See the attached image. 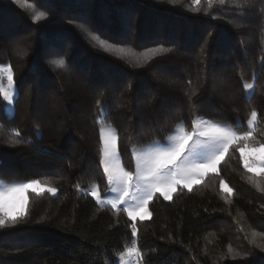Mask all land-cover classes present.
Instances as JSON below:
<instances>
[{
	"label": "trees",
	"instance_id": "16d2710c",
	"mask_svg": "<svg viewBox=\"0 0 264 264\" xmlns=\"http://www.w3.org/2000/svg\"><path fill=\"white\" fill-rule=\"evenodd\" d=\"M0 66L16 87L10 115L0 92V179L58 191L30 192L27 218L0 229V264H106L133 243L142 264H264V176L244 168L239 141L191 191L156 194L136 237L123 208L88 191L109 188L101 123L130 171L133 146L195 116L243 134L255 110L245 143L264 144V0H0Z\"/></svg>",
	"mask_w": 264,
	"mask_h": 264
},
{
	"label": "snow or ice",
	"instance_id": "6c2138e0",
	"mask_svg": "<svg viewBox=\"0 0 264 264\" xmlns=\"http://www.w3.org/2000/svg\"><path fill=\"white\" fill-rule=\"evenodd\" d=\"M21 2L22 0H17V3ZM42 15L43 13L37 15L35 19L39 20ZM100 44L107 51H124L123 48H119L115 44H109L104 40H101ZM163 51L165 49L151 48L146 56H155ZM59 64L63 65L64 61L60 60ZM0 71H5V69L0 68ZM6 71L8 73V84L13 85L14 79L11 68L6 69ZM243 86L246 89L253 88L251 83H245ZM0 92H2L3 100L11 104L13 96L10 92L3 89H0ZM97 105L99 106V101H97ZM99 110L102 114L106 113L107 107H100ZM257 115V112L253 110L247 120V124L253 125L257 120ZM191 125L192 131L181 130L177 135L169 137L173 141L170 146H157L150 151L141 152L136 157L135 171L127 170L121 163L117 130L110 126L99 129L102 145L100 149V164L110 191L117 193L116 198L109 201V203L114 209L119 206H126L124 210L131 221L129 227L133 237H136L139 232L137 221H144L151 217L148 206L156 194L162 196L164 200H172L173 193H176L178 189L185 188L191 191L193 185L199 184L208 172L215 173L217 171V166L224 158L225 153L237 141L244 144L243 147L239 148L244 168L252 173H264V144L250 147L248 143H245L250 140L251 132L239 134L231 128L203 119H193ZM201 138H204V140L201 141ZM201 145L205 147L219 145V150L213 152L211 156L201 162H192V154ZM131 151L136 153L137 148L133 146ZM39 185V180L32 179L27 183L13 185L7 191H0V229L15 226L21 220L27 218L28 211L26 206L29 190L37 194L45 190L53 195L57 192L55 187L42 189ZM220 186L225 192H232V189L223 180H221ZM17 193L24 195L18 205L10 207L8 198ZM91 195L97 202H101L98 186L93 187ZM258 246L264 248V244ZM139 255V249L136 246L119 253L121 260L125 256L131 258Z\"/></svg>",
	"mask_w": 264,
	"mask_h": 264
},
{
	"label": "rangeland",
	"instance_id": "374dc122",
	"mask_svg": "<svg viewBox=\"0 0 264 264\" xmlns=\"http://www.w3.org/2000/svg\"><path fill=\"white\" fill-rule=\"evenodd\" d=\"M19 39V38H18ZM21 42V41H20ZM16 64V63H15ZM17 65V64H16ZM0 68L2 69H5V71H0V88L3 89V90H7L10 92V94L13 96V101H14V98L16 96V87H15V82L13 83V85H9L8 82H7V71L6 69L10 68L9 66L8 67H3V66H0ZM247 83H251L253 84V88L252 89H246V96L249 98L251 96V94L253 93V89H254V85H255V80H252L250 82H247ZM13 101L11 104H9L8 102L5 101V111H6V114H12L13 113ZM250 118V117H249ZM193 119H197V120H200V119H203V120H209L211 121L212 123L214 124H219L223 127H226V128H231L232 130L236 131V128L235 126L229 124V123H226V122H223V121H216V120H212V119H209L207 117H204V116H195ZM258 120V119H257ZM257 120L256 122L253 124V125H248L247 123V129L248 131L247 132H253L255 130V127L257 125ZM237 124L240 123V119H237ZM113 127L115 128L114 126H112L111 124L109 123H101L100 125V128L101 127ZM181 130H184V131H192L191 130H188L186 128V125H185V122L184 121H180L176 127L172 130V132H170L167 136V138L165 140H154L150 143H147L145 145H136L135 147L137 148V152L136 153H133V156H134V159H135V165H136V157L138 155L141 154V152H147V151H150L152 150L153 148L157 147V146H160V147H167V146H170L173 141L169 139V137H173L175 135H177ZM204 138H201V141H203ZM236 143V142H235ZM234 143V144H235ZM233 144V145H234ZM254 145H250V147H253ZM259 146V145H258ZM231 147V146H230ZM230 149V148H229ZM219 150V145H209L207 147L205 146H198L195 150V152L192 154V162H201L205 159H207L209 156H211L213 154V152L215 151H218ZM119 151V149H118ZM228 153V152H227ZM227 153H225L224 155V158L221 160L220 164L222 163V161L225 159ZM246 154H247V150H246ZM121 163H122V160H121ZM220 164L217 166V171L219 170V167H220ZM215 172V173H216ZM213 172H208L204 178L208 175V174H211ZM258 176H264V173H261V172H257V173H254ZM203 178V179H204ZM202 179V180H203ZM30 180L32 179H27V180H20V181H12V182H5L4 180H1L0 179V191H7V189L13 185H16V184H21V183H27L29 182ZM201 180V181H202ZM227 186L228 184L226 182H224ZM197 184H194L193 187H195ZM94 186H98V184L96 183H93L90 188H89V193L91 194V191L93 189ZM40 188L42 189H46L47 187H51V186H48V185H45V184H42L40 182V185H39ZM229 187V186H228ZM230 188V187H229ZM98 191L100 192L99 190V187H98ZM32 192L31 190L28 191L27 193V197H28V194ZM44 192H47L46 190L45 191H42L41 193H44ZM58 192V191H57ZM57 192L55 195L49 193L51 196H56L57 195ZM24 194H21V193H17L16 195L12 196V197H9L8 198V204L10 207L12 206H16L18 205V203L20 202V200L22 199ZM101 195V193H100ZM174 195V193H173ZM117 196V193H113L110 191V188H108L106 194L104 196L101 195V202H97L98 204H106V205H110L111 204L109 203V201L111 200H114ZM28 205V203H27ZM27 207V206H26ZM125 208L126 206H119L118 208ZM149 207V206H148ZM150 211V210H149ZM133 246H136L137 245L135 243H133L132 245H130L128 248H131ZM127 248V249H128ZM138 248V247H137ZM140 253V252H139ZM106 264H142L141 260H140V255L139 256H133L131 258L125 256L123 258V260L120 259V256L112 261L108 260L106 262Z\"/></svg>",
	"mask_w": 264,
	"mask_h": 264
},
{
	"label": "crops",
	"instance_id": "0c3cea01",
	"mask_svg": "<svg viewBox=\"0 0 264 264\" xmlns=\"http://www.w3.org/2000/svg\"><path fill=\"white\" fill-rule=\"evenodd\" d=\"M121 208H123V207H121ZM124 209V208H123Z\"/></svg>",
	"mask_w": 264,
	"mask_h": 264
}]
</instances>
